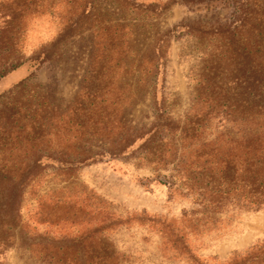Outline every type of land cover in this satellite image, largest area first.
<instances>
[{"label":"trees","instance_id":"1","mask_svg":"<svg viewBox=\"0 0 264 264\" xmlns=\"http://www.w3.org/2000/svg\"><path fill=\"white\" fill-rule=\"evenodd\" d=\"M38 2L30 0L29 14L41 13ZM212 2L228 13L212 22L156 30L148 43L161 7L135 0H72L76 16L49 48L0 70V81L19 68L26 71L0 93V250L19 227L28 188L47 177L71 185L80 169L109 160L136 161L172 195L190 198L197 207L191 214L202 216L195 227L230 210L264 208V0L184 4ZM121 10L128 14L118 15ZM15 20L12 25H19ZM85 27L94 32L87 69L74 98L56 105L33 82L35 74L52 58L51 49ZM183 36L194 38L204 52L191 106L175 117L162 90L168 42ZM147 95L153 119L132 125L129 113ZM100 245L108 257L99 255ZM112 257L111 248L95 239L85 264H111ZM226 264H264V242Z\"/></svg>","mask_w":264,"mask_h":264},{"label":"rangeland","instance_id":"2","mask_svg":"<svg viewBox=\"0 0 264 264\" xmlns=\"http://www.w3.org/2000/svg\"><path fill=\"white\" fill-rule=\"evenodd\" d=\"M41 13L29 14L30 0H0V70L49 48L64 26L75 18L72 0H38ZM161 7L152 21L147 41L182 23L221 19L228 8L219 2L186 5L185 0H135ZM100 6L110 9L107 2ZM165 4L170 6L164 7ZM45 5V6H44ZM160 10V8H159ZM128 14L121 10L118 15ZM19 25H12L16 18ZM132 17L135 18V15ZM18 22V20L16 21ZM94 32L88 27L52 50V58L37 70L34 83L54 104H68L76 95L88 65ZM203 46L191 37L171 38L166 53L163 95L171 114H185L192 102L195 78L200 72ZM26 75L25 68L0 81V93ZM151 97L129 113L132 125L142 127L153 119ZM166 174V172H163ZM49 176V175H46ZM28 188L20 209V224L11 232L8 247H1L0 264H85L95 239L111 248V264H226L264 242V208L230 210L213 223L195 220L190 198L172 195L148 168L127 159L84 167L76 182L47 177ZM2 187L0 188V190ZM184 246L181 251L178 246ZM100 256L108 257L103 245Z\"/></svg>","mask_w":264,"mask_h":264},{"label":"crops","instance_id":"3","mask_svg":"<svg viewBox=\"0 0 264 264\" xmlns=\"http://www.w3.org/2000/svg\"><path fill=\"white\" fill-rule=\"evenodd\" d=\"M9 75V74H8Z\"/></svg>","mask_w":264,"mask_h":264}]
</instances>
